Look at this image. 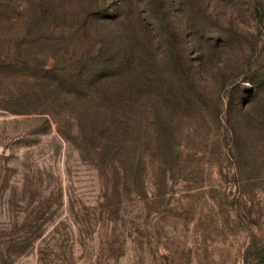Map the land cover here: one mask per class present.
Masks as SVG:
<instances>
[{
  "label": "rangeland",
  "instance_id": "374dc122",
  "mask_svg": "<svg viewBox=\"0 0 264 264\" xmlns=\"http://www.w3.org/2000/svg\"><path fill=\"white\" fill-rule=\"evenodd\" d=\"M180 1L169 113L122 95L141 0H0V264H264V0Z\"/></svg>",
  "mask_w": 264,
  "mask_h": 264
},
{
  "label": "trees",
  "instance_id": "16d2710c",
  "mask_svg": "<svg viewBox=\"0 0 264 264\" xmlns=\"http://www.w3.org/2000/svg\"><path fill=\"white\" fill-rule=\"evenodd\" d=\"M129 2L131 0H128ZM156 1L157 0H141L139 8H129L126 12L124 19L127 22L125 29V36L127 39L124 47V73L127 81L128 88L122 92V95H127L134 91L136 98L142 104L148 107H160L169 110V113L181 105V100L185 99L184 91L180 93L176 89L166 86L168 75L162 73L165 64L161 58L155 53V46L158 48L159 44L155 43V39L160 37L156 31L157 14H156ZM181 5L185 6V0H181ZM131 4V3H130ZM131 6H133L131 4ZM127 9V5L125 6ZM135 15V16H134ZM138 24L142 25L144 31L143 35L140 33ZM223 41H220L221 45ZM121 50V49H120ZM178 58L175 72L176 82H184L182 76L189 80L190 87H194V82H190L192 78L189 74L195 69H204L205 65L196 63L195 60H188L186 67H182L178 55H174L176 63ZM169 61V60H168ZM168 74V73H167ZM172 77V74H171ZM117 95V94H116ZM118 96V95H117Z\"/></svg>",
  "mask_w": 264,
  "mask_h": 264
}]
</instances>
